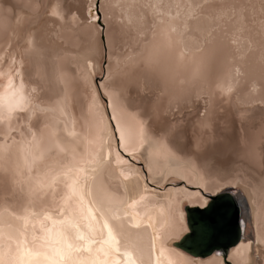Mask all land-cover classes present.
<instances>
[{"label":"bare ground","instance_id":"bare-ground-1","mask_svg":"<svg viewBox=\"0 0 264 264\" xmlns=\"http://www.w3.org/2000/svg\"><path fill=\"white\" fill-rule=\"evenodd\" d=\"M96 6L0 0V264H225L173 244L224 189L228 259L264 264V0H100L106 32ZM235 118L247 148L219 164Z\"/></svg>","mask_w":264,"mask_h":264},{"label":"water","instance_id":"water-1","mask_svg":"<svg viewBox=\"0 0 264 264\" xmlns=\"http://www.w3.org/2000/svg\"><path fill=\"white\" fill-rule=\"evenodd\" d=\"M99 4L97 0V7ZM202 192L209 199L208 204L185 206L188 231L174 241V247L195 259H204L216 252L223 256L225 264H231L229 251L240 242L246 229L245 204L231 189L216 194Z\"/></svg>","mask_w":264,"mask_h":264},{"label":"rangeland","instance_id":"rangeland-1","mask_svg":"<svg viewBox=\"0 0 264 264\" xmlns=\"http://www.w3.org/2000/svg\"><path fill=\"white\" fill-rule=\"evenodd\" d=\"M93 13L98 18L97 24L100 27V29H102V30H104V32H106V26H105V24L103 22L102 13H101V10H100V4H99L98 7L96 6L94 8ZM100 18H101V21H99ZM104 32L101 35L102 42H103V50H104V58L102 60V68H101L100 72L95 75V84H96V86L98 88H100V85L102 84V82H104L106 80V78H107L108 46H107V41H106V33H104ZM100 92H101V94L103 93L101 88H100ZM158 95L162 96L163 94L161 93V94H158ZM102 96H103V101L106 104L107 103V98L104 95V93L102 94ZM221 106H227V103H225V105H221ZM191 111H193V109L188 110V112H191ZM219 112L220 113H224L225 110L223 108H220ZM200 116H204L203 113H201ZM183 117H184V115L182 116V115L178 114L175 117H172V120L181 119ZM189 122H192V121L189 120ZM221 132H222V130H221ZM223 132H225L227 137H228L227 142H226L227 146L225 145L226 147H224L225 149H223L224 152L222 151L223 153H221L222 157H221V155H219L217 157V160H218V163L220 162L219 164H223L224 162H226V163H230V165H231L232 159L233 160L236 159V158L237 159H242L241 157L238 158V155H241L242 153H244V150L247 148V142L243 138L245 133H244L243 129L241 128V124H240V122H238L237 118H235V122L233 124V127L231 129L227 130V131L223 130ZM251 132L252 131H249L250 134H251ZM219 140L221 142H223V137L220 138ZM261 143H264V139L261 140ZM116 145L118 146V143H116ZM226 151H227V153H225ZM263 151H264V149H263ZM120 154L123 155V157L125 159H127L129 163H131V164L135 165L136 167L142 169V171L145 174L146 169L144 167V161L142 160V158H140V156L133 157L131 154L126 153L121 147H120ZM229 156H231L232 158L229 157ZM228 158H230V159H228ZM262 170H264V165L262 166ZM148 185H149V187L151 189L159 191V192H164L167 188L172 186L170 183H168L166 185V187L163 188V187H160V186H158V185H156V184H154V183H152L150 181L148 182ZM181 186H182V183L178 184L176 187H181ZM198 188L199 187H197V186H192L191 190H199Z\"/></svg>","mask_w":264,"mask_h":264}]
</instances>
